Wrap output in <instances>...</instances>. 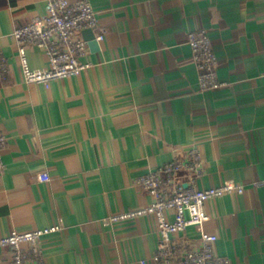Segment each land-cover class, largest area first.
Listing matches in <instances>:
<instances>
[{
    "label": "crops",
    "instance_id": "1",
    "mask_svg": "<svg viewBox=\"0 0 264 264\" xmlns=\"http://www.w3.org/2000/svg\"><path fill=\"white\" fill-rule=\"evenodd\" d=\"M89 1L105 28L81 58L91 66L47 87L25 80L12 35L47 0H0L9 62V81H0V237L59 225L39 239L44 264H158L153 215L109 217L152 202L136 178L196 147L199 187L233 180L244 189L206 202L214 253L264 264V0ZM197 28L217 55L215 89L198 84L187 39ZM26 51L32 67L51 66L42 48ZM173 181L187 186L188 172ZM180 235L199 246V226ZM10 260L0 249V264Z\"/></svg>",
    "mask_w": 264,
    "mask_h": 264
},
{
    "label": "built area",
    "instance_id": "2",
    "mask_svg": "<svg viewBox=\"0 0 264 264\" xmlns=\"http://www.w3.org/2000/svg\"><path fill=\"white\" fill-rule=\"evenodd\" d=\"M88 28H99L97 33L94 31L96 41L104 38L105 28L99 25L98 15L91 1L47 0L44 14L33 17L12 32L25 80L48 87L54 79L77 75L89 68L91 62L81 59L88 52V40L83 36V30ZM187 39L198 71L200 89L221 86L223 82L218 77L217 55L208 30H188ZM29 45L45 51L51 65L49 68H34L29 64L26 51ZM0 81H9V62L1 52ZM6 145L5 134L0 133V168L4 166L2 153ZM180 169L189 174L187 186L173 181L175 172ZM203 170V160L198 148H188L184 157L176 156L159 170L136 178V184L153 196L152 202L111 215L109 219L114 222L139 215H153L161 239L151 258L158 264H230L229 258L214 253L213 242L217 239L216 234L204 232V225L210 218L206 211V202L228 192L242 193L244 189L233 180H225L218 186L199 187L196 180ZM38 177L40 180L49 178L46 173H41ZM169 215L173 217L172 220H169ZM189 226L200 228L201 241L197 247L189 244L180 235ZM59 228V225H52L26 231L12 230L10 234L0 237V249H9L10 264H44L39 239ZM141 263L145 264L144 261Z\"/></svg>",
    "mask_w": 264,
    "mask_h": 264
},
{
    "label": "water",
    "instance_id": "3",
    "mask_svg": "<svg viewBox=\"0 0 264 264\" xmlns=\"http://www.w3.org/2000/svg\"><path fill=\"white\" fill-rule=\"evenodd\" d=\"M83 36L85 39L88 40V45L90 47H94L97 45V42L95 40V33L93 29L88 28L83 30Z\"/></svg>",
    "mask_w": 264,
    "mask_h": 264
}]
</instances>
